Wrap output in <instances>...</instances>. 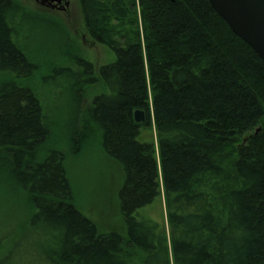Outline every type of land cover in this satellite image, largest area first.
Instances as JSON below:
<instances>
[{
  "label": "trees",
  "instance_id": "16d2710c",
  "mask_svg": "<svg viewBox=\"0 0 264 264\" xmlns=\"http://www.w3.org/2000/svg\"><path fill=\"white\" fill-rule=\"evenodd\" d=\"M78 2L115 59L58 60L70 100L51 119L19 40L36 12L0 0V264H264V61L208 0ZM95 150L120 178L108 229L69 178ZM160 197L164 220L145 210Z\"/></svg>",
  "mask_w": 264,
  "mask_h": 264
},
{
  "label": "rangeland",
  "instance_id": "374dc122",
  "mask_svg": "<svg viewBox=\"0 0 264 264\" xmlns=\"http://www.w3.org/2000/svg\"><path fill=\"white\" fill-rule=\"evenodd\" d=\"M20 1L28 9L36 12L30 14L27 11L20 18L19 40L40 67V75L36 78L35 87L39 90L38 94L44 110L51 119H54L56 113H66L68 106L65 107V104L70 99L67 97L65 100L62 83L60 87L55 85L62 81L59 76H54L53 84L51 83L50 75L48 76L51 67H58V60L68 59V55L72 59L80 58L82 55L87 56L95 66L112 62L115 55L105 45L90 37L78 0H67L68 5H63V10H50L36 3L35 0ZM63 79L67 80L65 76ZM99 90L98 86L86 88L83 105L86 106L90 96ZM60 130L61 128L56 130L57 140L64 134ZM142 135L145 139L155 141L153 130H145ZM68 171L79 209L91 219L98 220L99 217V222L103 226L108 225L106 229L112 223H116L114 196L120 180L117 168L95 150L71 157L68 160ZM145 210L156 218L165 219L162 197Z\"/></svg>",
  "mask_w": 264,
  "mask_h": 264
},
{
  "label": "water",
  "instance_id": "95a60500",
  "mask_svg": "<svg viewBox=\"0 0 264 264\" xmlns=\"http://www.w3.org/2000/svg\"><path fill=\"white\" fill-rule=\"evenodd\" d=\"M208 1L231 31L264 61V0ZM35 2L51 9L68 5L67 0H35ZM133 117L137 123L145 120L144 112L141 110H135Z\"/></svg>",
  "mask_w": 264,
  "mask_h": 264
},
{
  "label": "flooded vegetation",
  "instance_id": "af4514ba",
  "mask_svg": "<svg viewBox=\"0 0 264 264\" xmlns=\"http://www.w3.org/2000/svg\"><path fill=\"white\" fill-rule=\"evenodd\" d=\"M54 10H63V7H60V9H58V8H55Z\"/></svg>",
  "mask_w": 264,
  "mask_h": 264
}]
</instances>
